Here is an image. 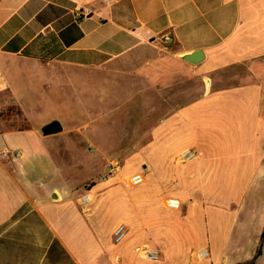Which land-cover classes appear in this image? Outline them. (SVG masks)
Wrapping results in <instances>:
<instances>
[{"label": "crops", "instance_id": "0c3cea01", "mask_svg": "<svg viewBox=\"0 0 264 264\" xmlns=\"http://www.w3.org/2000/svg\"><path fill=\"white\" fill-rule=\"evenodd\" d=\"M28 69L95 77L96 108L46 115ZM262 232L264 0H0V264H264Z\"/></svg>", "mask_w": 264, "mask_h": 264}, {"label": "rangeland", "instance_id": "374dc122", "mask_svg": "<svg viewBox=\"0 0 264 264\" xmlns=\"http://www.w3.org/2000/svg\"><path fill=\"white\" fill-rule=\"evenodd\" d=\"M22 72V73H21ZM21 78L18 77L19 80L22 82V86H20L22 93L28 92L29 93H35L36 85L42 83L41 90L39 91V94L36 96H33L32 94L28 95L29 101H36L37 99L33 98H41L42 104L44 106V110H42L46 115L49 114H60L61 112L67 111V109H74V110H84V108H89V106H92V109H95L96 104L98 103V100H95V88H98V85H95L94 78L92 76L89 77H82L81 75H74L75 82H73L71 85L68 84L67 80L60 76L58 79L51 80V77L49 76H56L55 70H48L43 72H38L37 70L28 69L26 72L24 70H20ZM62 75V74H61ZM83 78H88L91 83L84 82ZM24 86H27L29 91L24 90ZM40 95L42 97H40ZM33 96V97H32ZM48 104H46V101ZM87 109V111H91L90 109ZM10 114L5 115L7 118L14 116V114H18V112L15 113L14 110L9 109L8 110ZM4 116V112H3ZM55 119L60 123L61 128L63 130H66V128L71 127L72 124L77 125L81 123L80 119H76L73 123L70 121H67L66 118L62 116H55ZM52 119V120H55ZM74 120V118H73ZM39 120L35 119L31 122L32 125L37 126L39 124ZM16 124H13L15 126ZM46 125V124H45ZM44 126V125H43ZM20 127V126H19ZM40 131V128H39ZM67 149H61V151H66ZM88 149L85 146H82L80 148H75V152L82 156L83 153H88ZM63 154V152H61ZM67 154V151L66 153ZM94 156V153L93 155ZM78 160V158H77ZM95 165H87L84 162V158L81 160L83 164H81L80 168L76 171H73L71 174V178L73 180V183L78 188L82 186V183L91 180L98 181V179L101 177V174L103 172L101 168V161L96 159Z\"/></svg>", "mask_w": 264, "mask_h": 264}, {"label": "built area", "instance_id": "2783aa9c", "mask_svg": "<svg viewBox=\"0 0 264 264\" xmlns=\"http://www.w3.org/2000/svg\"><path fill=\"white\" fill-rule=\"evenodd\" d=\"M87 13H85V11H81L79 14H77V19L82 18L83 16H87ZM19 156V154L17 152H14L11 154V157L13 159L17 158ZM193 157V155H182V158L187 159V158H191ZM118 170V165L116 163H109L107 165V175H114ZM130 183L131 185H137L141 182V177L139 174H135L133 176L130 177ZM89 201V196L88 195H83L80 198V202L82 204H86ZM165 206L169 209H177L179 207V202L176 199L173 198H169L165 200ZM123 236V228L122 226L118 227V229L115 231V239L116 241H118L119 239H121V237ZM140 255L142 258L151 261V262H155L158 260V252L151 250V249H143L140 252ZM208 257V254L205 250L199 251L197 253V258L199 260H203L206 259Z\"/></svg>", "mask_w": 264, "mask_h": 264}, {"label": "water", "instance_id": "95a60500", "mask_svg": "<svg viewBox=\"0 0 264 264\" xmlns=\"http://www.w3.org/2000/svg\"><path fill=\"white\" fill-rule=\"evenodd\" d=\"M183 59L191 64L198 63L202 59V55L199 51L184 56ZM62 128L58 121L53 120L50 123L41 127L40 132L42 135H51L61 132Z\"/></svg>", "mask_w": 264, "mask_h": 264}, {"label": "trees", "instance_id": "16d2710c", "mask_svg": "<svg viewBox=\"0 0 264 264\" xmlns=\"http://www.w3.org/2000/svg\"><path fill=\"white\" fill-rule=\"evenodd\" d=\"M260 238H261V240L264 239V232L261 233V237ZM259 254H260V250L257 251V253H256L254 258H256V256H258ZM254 258L251 261H249V262L238 263V264H253Z\"/></svg>", "mask_w": 264, "mask_h": 264}, {"label": "bare ground", "instance_id": "6f19581e", "mask_svg": "<svg viewBox=\"0 0 264 264\" xmlns=\"http://www.w3.org/2000/svg\"><path fill=\"white\" fill-rule=\"evenodd\" d=\"M129 182H130V180H129ZM131 184V183H130Z\"/></svg>", "mask_w": 264, "mask_h": 264}]
</instances>
